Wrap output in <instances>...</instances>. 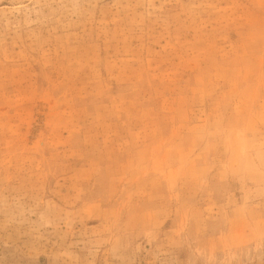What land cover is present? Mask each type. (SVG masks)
Returning a JSON list of instances; mask_svg holds the SVG:
<instances>
[{
  "label": "rangeland",
  "instance_id": "obj_1",
  "mask_svg": "<svg viewBox=\"0 0 264 264\" xmlns=\"http://www.w3.org/2000/svg\"><path fill=\"white\" fill-rule=\"evenodd\" d=\"M0 264H264V0H0Z\"/></svg>",
  "mask_w": 264,
  "mask_h": 264
}]
</instances>
